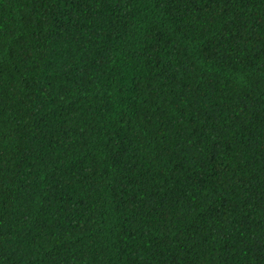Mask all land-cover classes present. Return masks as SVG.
Here are the masks:
<instances>
[{
	"label": "trees",
	"instance_id": "trees-1",
	"mask_svg": "<svg viewBox=\"0 0 264 264\" xmlns=\"http://www.w3.org/2000/svg\"><path fill=\"white\" fill-rule=\"evenodd\" d=\"M0 264H264V0H0Z\"/></svg>",
	"mask_w": 264,
	"mask_h": 264
}]
</instances>
